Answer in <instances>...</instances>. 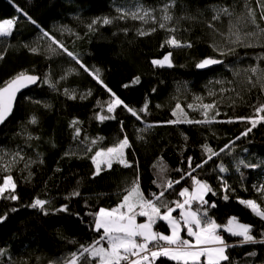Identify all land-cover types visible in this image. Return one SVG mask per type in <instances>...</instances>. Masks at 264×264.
<instances>
[{
    "label": "trees",
    "instance_id": "16d2710c",
    "mask_svg": "<svg viewBox=\"0 0 264 264\" xmlns=\"http://www.w3.org/2000/svg\"><path fill=\"white\" fill-rule=\"evenodd\" d=\"M129 3L169 5V21L147 27L122 14ZM7 20L0 87L21 72L40 83L0 127V184L7 176L15 184L0 196V264H99L83 251L108 246L96 214L116 208L134 181L176 219L180 192L207 184L208 203L193 201L192 210L221 226L235 217L254 237L245 242L221 227V264H264V218L240 202L264 210V0H0V23ZM169 53V65L153 63ZM207 58L222 64L198 70ZM117 97L123 104L109 112ZM125 138L124 163L108 167L96 156ZM37 199L43 208L32 207Z\"/></svg>",
    "mask_w": 264,
    "mask_h": 264
},
{
    "label": "snow or ice",
    "instance_id": "6c2138e0",
    "mask_svg": "<svg viewBox=\"0 0 264 264\" xmlns=\"http://www.w3.org/2000/svg\"><path fill=\"white\" fill-rule=\"evenodd\" d=\"M104 23L108 24L110 21L106 19ZM12 25L13 21L0 23V35L10 34ZM171 43L177 44L178 42L173 39ZM61 47L63 46L61 45ZM68 54L72 55L71 53ZM170 56L171 53L165 56L164 61H153V63L162 65L164 62H168L170 64ZM215 63H219V61L206 59L198 67L203 68ZM37 79L36 76L21 72L3 87H0V123L11 113L17 92L28 84L35 83ZM120 104H123V101L117 97L109 105L108 111H113V108ZM125 107L127 106L125 105ZM204 107L207 109L213 107V105H204ZM128 111L136 115L131 108ZM258 111L264 112V106ZM100 119H104V117H100ZM259 119L264 120V116H260ZM185 122L192 123V121ZM196 122L200 123V121ZM252 126H256V120H252ZM127 145L128 141L125 138L117 148L102 150L97 152L96 156L107 157L108 167H111L113 159H118L120 163H124L122 150ZM207 150L211 152V149ZM99 171L100 166L98 163L97 172ZM195 183L197 188L194 193L190 194L188 189L180 192V195L185 197V199L183 203L176 202V208L181 209L180 217L176 219L172 217V212L175 211L174 208L164 205L167 211L161 214V208L156 205L154 200H146L139 189L138 181H134L132 188L126 190L127 194L123 197V202L120 205L111 210L101 208L96 214L98 217L96 230L103 229L104 235L101 239L107 238L108 247H96L93 245L83 251L89 252L94 258H99L100 264H153L158 257H168L176 261L177 264H199L201 257H206V264H221V261L228 259L225 255L227 245H225L224 240L218 234V230L221 227L233 235L243 237L245 242H254V237L249 234L250 228L248 225L236 224L235 227L239 230L234 231L235 217L229 219L227 225L221 226L208 217L206 210L203 213H200L199 210L193 211L192 202L199 201L202 204H207L208 202L204 200V194L207 191H211L207 184H202L200 181H195ZM167 187H172L171 181L168 182ZM8 189H11L12 192L15 191V184L12 182L11 176L5 177L3 183L0 184V196H3ZM74 194L78 195L79 193ZM153 195L155 200L158 201L163 197L164 192H160L159 196ZM8 198L17 199L11 193ZM224 199L227 200L228 197L225 196ZM240 202L251 208L256 215L264 218V210H261L255 201L242 200ZM46 203V201L37 199L32 207L43 208ZM137 205L140 207L139 213L134 211ZM211 207H215V205L213 204ZM121 209H124V211H121ZM136 215L147 217V222L136 223ZM154 217L168 221L171 226L170 235L153 232ZM181 221H183L185 226L184 229L181 228ZM182 230H186L188 236L194 237V242L183 239L180 235ZM96 244H100V241H96ZM72 264H76L75 259Z\"/></svg>",
    "mask_w": 264,
    "mask_h": 264
},
{
    "label": "rangeland",
    "instance_id": "374dc122",
    "mask_svg": "<svg viewBox=\"0 0 264 264\" xmlns=\"http://www.w3.org/2000/svg\"><path fill=\"white\" fill-rule=\"evenodd\" d=\"M169 8H170L169 5H163V6L159 7L157 10H150V9H148V8L138 4V3L137 4L136 3H134V4L133 3H129L128 5H124L122 7L121 12H122V14H125V15H128V16H132V17H135V18L139 19L147 27L149 26V24H151L153 27H156V26L162 27L161 25L165 26L168 23V21H169ZM7 21H10V20H7ZM7 21H4L2 23H5ZM11 29H12V27H11ZM5 35H7V34H5ZM169 59H170V57H169ZM155 61H164V59L163 60H155ZM155 65L163 66V65H169V63L168 62H164L162 65L161 64H155ZM92 74L94 75V77L96 79H98L97 78L98 74H97L96 71H92ZM116 107H117V105L113 108V110ZM12 182H13V180H12ZM8 190H11V189H8ZM260 209H261V207H260ZM108 210H111V209H108ZM121 211H124V209H121ZM134 211L135 212L137 211L139 213V211H140L139 205H137V207L135 208ZM140 217H143L144 219L139 220L138 217L136 216V223L140 224V223H146L147 222V220H148L147 217H144V216H140ZM172 217L175 218L173 215H172ZM97 219H98V217H97ZM164 221L169 225L168 221H166V220H164ZM236 224H241V223H236L235 222V224L233 225L234 231H238L239 230V229H237L235 227ZM169 227L171 229L170 225H169ZM181 228H182V226H181ZM154 230L155 229H153V231ZM180 235H182V231H181ZM105 241L107 242V239H105ZM97 247H100V246H97ZM105 248H107V247H105Z\"/></svg>",
    "mask_w": 264,
    "mask_h": 264
},
{
    "label": "water",
    "instance_id": "95a60500",
    "mask_svg": "<svg viewBox=\"0 0 264 264\" xmlns=\"http://www.w3.org/2000/svg\"><path fill=\"white\" fill-rule=\"evenodd\" d=\"M207 59H211V58H207ZM205 60H206V59H205ZM212 60H215V59H212ZM203 61H204V60H203ZM203 61H201V62H203ZM216 61H219V60H216ZM201 62H200V63H201ZM200 63H199V64H200ZM199 64H198V65H199ZM221 64H222V61H219V63L209 64V65H207V66H205V67H203V68L198 67V65H197V69L200 70V71H204V70H208V69H211V68H213V67L219 66V65H221ZM28 75H31V74H28ZM33 76H36V75H33ZM36 77H37L38 79H37V81H36L35 83H33V84H28L26 87L20 89V91L17 92V94H16V98H15V100H14V102H13V105H12L11 113L7 116V118H6L2 123H0V127H1L3 124H5L7 121H9V119L12 117V115H13L15 109H16V105H17V103H18L19 98H20L23 94H25L26 92L30 91L31 89H33V88H35V87H37V86L39 85V83H40V77H39V76H36Z\"/></svg>",
    "mask_w": 264,
    "mask_h": 264
},
{
    "label": "crops",
    "instance_id": "0c3cea01",
    "mask_svg": "<svg viewBox=\"0 0 264 264\" xmlns=\"http://www.w3.org/2000/svg\"><path fill=\"white\" fill-rule=\"evenodd\" d=\"M202 184H204V183H202ZM196 188H197V186L195 187V189L193 190V192L192 193H194L195 192V190H196ZM206 194H207V192H205V194H204V198H205V196H206ZM170 234H171V231H170ZM169 234V235H170ZM164 235H166V234H164ZM181 237L182 238H186V239H188V240H190V241H193L194 242V237H190V236H188L187 235V232L185 233V235L183 236V235H181ZM223 239V238H222ZM225 242V241H224ZM225 245H227V243L225 242ZM151 245H149V247H150ZM108 247V246H107ZM227 248V247H226ZM225 255H226V249H225ZM99 259V258H98ZM201 260H204L205 262H206V257H201V259H200V261ZM222 262V261H221ZM99 264H100V262H99Z\"/></svg>",
    "mask_w": 264,
    "mask_h": 264
},
{
    "label": "built area",
    "instance_id": "2783aa9c",
    "mask_svg": "<svg viewBox=\"0 0 264 264\" xmlns=\"http://www.w3.org/2000/svg\"><path fill=\"white\" fill-rule=\"evenodd\" d=\"M153 232H158V233H160V231H158V230H154ZM183 239H186V238H183ZM228 246V245H227ZM151 247V246H150Z\"/></svg>",
    "mask_w": 264,
    "mask_h": 264
}]
</instances>
